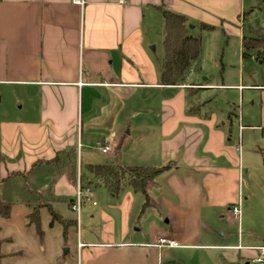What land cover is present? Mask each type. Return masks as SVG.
<instances>
[{
    "label": "crops",
    "instance_id": "obj_1",
    "mask_svg": "<svg viewBox=\"0 0 264 264\" xmlns=\"http://www.w3.org/2000/svg\"><path fill=\"white\" fill-rule=\"evenodd\" d=\"M74 1L0 0V88L5 89L0 92H11L19 103L13 120H0V160L11 170L2 182L25 174V190L37 197L30 204L42 206L40 213L50 209L48 215L63 223V239L50 243V253L66 249L76 264H164L167 256L185 250L233 252L229 259L208 254L211 264L256 259L264 246L242 245L240 239L230 245L229 235L218 232L220 221L239 219L231 209L242 186L241 142L244 148L255 134L264 135L258 136L264 133V85L244 84L242 73L240 83L225 84L223 74L220 84L209 85L192 77L199 71L191 70L182 84L163 86L161 66L149 52L157 8L185 17L187 28L220 27L226 33L239 27L254 0ZM235 34L242 50L244 36ZM192 84L197 91H225L227 104L238 96L237 115L214 109L220 103L208 97L192 98ZM246 91L260 96L245 97ZM98 145L111 151L103 156ZM78 148L84 182L97 205L80 212L77 222L60 219L55 208L67 204L70 209ZM115 148L126 166H169L147 185L150 205L143 213V195L128 187L112 195L85 172L101 157L110 160ZM43 166L53 167V173L48 186L37 190L31 177ZM50 217L52 232L56 224ZM83 220L96 227V238L78 231L76 240H69L72 226L79 230ZM159 238L177 246L161 248ZM59 258L58 264L70 260Z\"/></svg>",
    "mask_w": 264,
    "mask_h": 264
},
{
    "label": "rangeland",
    "instance_id": "obj_2",
    "mask_svg": "<svg viewBox=\"0 0 264 264\" xmlns=\"http://www.w3.org/2000/svg\"><path fill=\"white\" fill-rule=\"evenodd\" d=\"M251 7L252 8L246 10L244 20L240 19L239 27L231 26L230 31H227L228 33L230 32L229 34L227 32L225 33L220 27L201 30L198 26L192 28L193 24L188 26V35L191 37H199L201 40V53L198 59L199 72L195 74L196 76L192 77L198 78L200 83L211 85L213 83L220 84L221 77L225 74L226 79L224 83L229 85L231 83H240L241 76H239V73H242L244 76V84L264 85V60L261 62L257 59V50H240L241 39L235 34L236 32H242V36L254 37L257 40L260 39L259 34H255L253 31L264 30V0H254ZM155 16L156 18L150 23L154 26V32L151 34L153 42L149 47V52L156 64L162 67L164 58V20L160 13H157ZM243 52H246L248 56L243 58ZM260 55L264 56L263 50L260 51ZM189 86L191 87L188 90L191 91L188 92V94L192 93V98L197 96L199 100H203L208 97L206 98L207 100L210 99L216 103H220L213 106L214 109L229 110L232 113L239 111L238 106L240 102L239 98H237L238 96L233 97V102L227 104L223 102V94L225 95L226 93L223 90L197 91V85L192 84ZM3 90L5 89L0 88V91ZM181 92L184 96L187 94V90L182 89ZM253 93L255 96H260L256 91H246L244 94L245 97H247ZM18 104L19 103L12 97L11 92L7 94H2L0 92V120L2 117H8L7 119L13 120L14 109L19 107ZM193 104L196 105L198 103L194 102ZM244 110L245 108L243 111ZM6 111L9 112L7 113ZM259 134L264 133L263 131L262 133L258 131V136ZM254 136V140L250 138L249 141L246 140L247 138H243V143H246V141L249 142L244 148L241 142V155L244 158V166L241 174L242 186L238 192V198L234 203L240 210L239 219L233 223L225 220L219 223L220 230L218 233L229 235L226 242L230 245H238V239H240V244L242 245L256 244L264 246V135L263 137H257L255 134ZM1 145L2 142L0 138V148ZM108 160L106 156L101 157L98 164L105 163ZM85 161L86 160L83 158V163H85ZM52 169L53 167L50 168L45 166L35 168L31 177L32 188L39 190L44 187V185L48 186L46 181L52 176ZM10 172L9 168L5 169L3 162L0 160V196L4 201H10V203L13 204L10 208L11 211L9 216L7 218H0V241L3 243L2 252L5 255L1 264H58L56 260L58 257L63 261L68 258L70 259L67 262L64 261L59 264H76L75 257L71 259L73 252H71L70 256H67L65 254L66 249H58L56 255L50 253V243L53 244L62 241L63 238H61L62 234L60 229L65 230V226L56 217L54 221L56 225L51 232V229L47 225L48 218L50 217V215H48L50 209L42 208L43 210L40 213L39 209L42 206H33V204H30L35 203L37 197L35 194H28L25 190L26 175L15 174L2 182L4 175ZM20 202L23 204H30L33 207L31 208L29 206L30 208H26L22 204L20 206L16 204ZM39 202L40 199L38 203ZM40 205L42 204L40 203ZM94 209L95 207L87 203L85 206H82L81 214L84 215V210L93 211ZM55 211L60 214V219L76 220L77 218L76 213L67 208V204H59L56 206ZM51 218L53 217H50V219ZM32 223L37 224V226L32 225ZM72 231L74 233L73 238L71 235L68 238L69 240L73 239V241L76 240V232L78 231H82L83 235L89 233L91 239L96 238L97 235L96 227L88 226L84 220L81 221L79 230L77 225H73ZM170 253L172 252H168L167 255H170ZM208 254L212 256L211 259H214L216 256L218 259H229V257L233 256L232 251L222 252L220 255H217L218 253H208L207 251L197 252L185 250L179 251L177 256H167L163 263L167 264L168 262L175 261L180 264H211V262H208ZM258 254L264 258V255H261L260 251ZM179 258H181L182 261ZM236 264L244 263L239 261Z\"/></svg>",
    "mask_w": 264,
    "mask_h": 264
},
{
    "label": "trees",
    "instance_id": "obj_3",
    "mask_svg": "<svg viewBox=\"0 0 264 264\" xmlns=\"http://www.w3.org/2000/svg\"><path fill=\"white\" fill-rule=\"evenodd\" d=\"M164 20L163 37V66L160 69L159 83L163 86H178L182 84L189 71L198 72V59L201 53V40L199 37L188 35L187 20L178 14L157 8ZM202 29H210L202 26ZM259 34L260 39L254 37H243L241 42L242 51L257 50L259 61L264 60L260 51H264V30L253 31ZM243 58L248 55L242 53ZM169 166H126L120 160L118 148L113 151L112 157L102 164H89L85 166L86 174L92 177V182L103 187L112 195H117L125 187L130 188L134 193L145 197L141 213L149 207L147 197V185L157 176L166 171ZM83 176V175H82ZM84 180V177H83ZM12 203L5 202L0 196V218H7L11 211ZM52 221L56 215L50 214ZM69 226L73 225L68 222ZM75 223V222H74ZM2 241H0V264L5 255L2 252ZM169 264H177L170 262Z\"/></svg>",
    "mask_w": 264,
    "mask_h": 264
},
{
    "label": "built area",
    "instance_id": "obj_4",
    "mask_svg": "<svg viewBox=\"0 0 264 264\" xmlns=\"http://www.w3.org/2000/svg\"><path fill=\"white\" fill-rule=\"evenodd\" d=\"M76 4H82L81 0H75L74 1ZM121 3H125L124 1H121ZM79 147V146H78ZM236 151H240V144H237L235 147ZM79 148H78V153H77V161H76V168H75V176H74V195L73 199L71 200L69 206L70 209L76 213L77 215V222L79 221L80 217V212L81 208L85 203H89L92 206H96L97 203L94 200L92 196V189L91 187L86 184L83 180L82 176V168L80 165V158H79ZM96 151L101 153L102 155H106L111 151V148L109 146H103V145H98L96 147ZM231 212L234 216H238L240 213L239 207L234 206L231 209ZM82 245H79L78 247H81ZM158 246L159 247H170V248H175L177 244L173 241L164 239V238H159L158 241ZM261 255H264V248L259 249ZM256 263H261L262 262V257L258 256V258L255 259Z\"/></svg>",
    "mask_w": 264,
    "mask_h": 264
},
{
    "label": "flooded vegetation",
    "instance_id": "obj_5",
    "mask_svg": "<svg viewBox=\"0 0 264 264\" xmlns=\"http://www.w3.org/2000/svg\"><path fill=\"white\" fill-rule=\"evenodd\" d=\"M258 252H259V249H258ZM258 258V257H257ZM244 264H264V258H262V262L261 263H256L255 262V259H251V260H248V261H245L243 262Z\"/></svg>",
    "mask_w": 264,
    "mask_h": 264
},
{
    "label": "water",
    "instance_id": "obj_6",
    "mask_svg": "<svg viewBox=\"0 0 264 264\" xmlns=\"http://www.w3.org/2000/svg\"><path fill=\"white\" fill-rule=\"evenodd\" d=\"M65 252H66V250H65ZM248 264V263H247Z\"/></svg>",
    "mask_w": 264,
    "mask_h": 264
}]
</instances>
